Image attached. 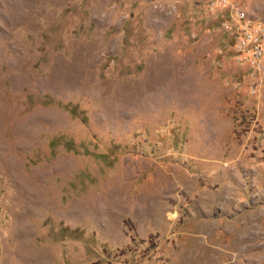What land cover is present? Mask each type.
<instances>
[{
  "label": "rangeland",
  "instance_id": "obj_1",
  "mask_svg": "<svg viewBox=\"0 0 264 264\" xmlns=\"http://www.w3.org/2000/svg\"><path fill=\"white\" fill-rule=\"evenodd\" d=\"M263 33L264 0H0V264H264Z\"/></svg>",
  "mask_w": 264,
  "mask_h": 264
},
{
  "label": "bare ground",
  "instance_id": "obj_2",
  "mask_svg": "<svg viewBox=\"0 0 264 264\" xmlns=\"http://www.w3.org/2000/svg\"><path fill=\"white\" fill-rule=\"evenodd\" d=\"M261 29L260 28H257V32L260 31ZM264 35V33H263ZM256 38H259V36H256V34L249 30V29H246V32H245V39H252V40H255ZM243 44H246V43H243ZM258 53H260L261 51L259 49H257Z\"/></svg>",
  "mask_w": 264,
  "mask_h": 264
}]
</instances>
